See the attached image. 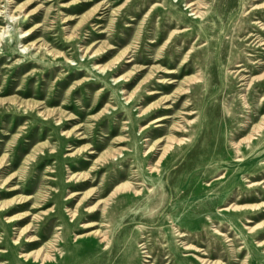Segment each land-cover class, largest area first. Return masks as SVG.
Here are the masks:
<instances>
[{
  "label": "rangeland",
  "instance_id": "1",
  "mask_svg": "<svg viewBox=\"0 0 264 264\" xmlns=\"http://www.w3.org/2000/svg\"><path fill=\"white\" fill-rule=\"evenodd\" d=\"M187 1L0 0V264H264V0Z\"/></svg>",
  "mask_w": 264,
  "mask_h": 264
},
{
  "label": "bare ground",
  "instance_id": "2",
  "mask_svg": "<svg viewBox=\"0 0 264 264\" xmlns=\"http://www.w3.org/2000/svg\"><path fill=\"white\" fill-rule=\"evenodd\" d=\"M185 6H186V8H189L190 14L194 15V17H196V18L202 16L204 14V12H205V10L200 9L201 7L202 8H205V6L203 5L202 2H200V1L198 2L197 0H189V1H187L185 3ZM255 8H258V5L254 4V5L251 6V9H255ZM98 17H100V16H98ZM252 23L255 24V25H259L261 22H260V20L258 18H256L255 20L252 21ZM2 30L5 31L7 29L3 28ZM187 30H189L188 27L180 28V31H182V32L187 31ZM2 34L3 33H0V36ZM251 36L253 38L251 39L250 43H252L253 45H256V46L263 45L262 48L264 49V37L263 38H260L259 35H256V33L254 34V33L248 32L247 38H250ZM191 48H192V46H191ZM242 65H243L242 63H237L236 66H238V68L232 70V72H235L236 73V76H239L240 78H244V75H243L242 71L246 70ZM166 72H168V73L174 72V69H170L169 68V69L166 70ZM158 81H160V82H166V83H173V82L176 81V78H174V77H165L162 80L161 79H158ZM155 92H158V89H151V90L148 91V93H150V94L155 93ZM125 98H126L127 101L130 100L131 99V95H127V96H125ZM162 107L168 109V108L171 107V105L170 104H166V105H164ZM189 112L192 113V112H195V111H188V110H185L184 111V113H189ZM169 116H170L169 114L164 113L162 115L156 116L154 119L151 120V122H158V121H161V120H163V119H165V118H167ZM158 124H161V123H157V125ZM168 148H169V145L168 144H164L162 147H160V149H161V155L159 156V158L162 157V155L168 150ZM220 177H221V175H220ZM251 184H253V182H251L250 185ZM124 187L125 188H128V189H132L133 188V186L129 182H126L124 184ZM222 209H225V208L222 207ZM247 228H249V231H252L253 230V226H247ZM99 237H100V241H105L106 240V237H107L106 236V232L101 233L99 235ZM29 240H32V239L29 238ZM140 245H142V244H140ZM22 255H26V254H22ZM46 257H47V254L44 253L42 255V259H44ZM201 261H202L203 264H209V262H208V260L206 258H201Z\"/></svg>",
  "mask_w": 264,
  "mask_h": 264
}]
</instances>
